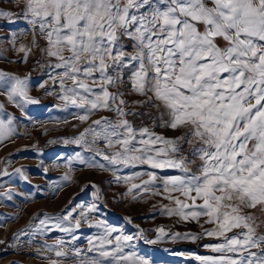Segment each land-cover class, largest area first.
<instances>
[{"label": "snow or ice", "instance_id": "6c2138e0", "mask_svg": "<svg viewBox=\"0 0 264 264\" xmlns=\"http://www.w3.org/2000/svg\"><path fill=\"white\" fill-rule=\"evenodd\" d=\"M22 15L46 39L47 55L58 61L54 67L63 69L59 99L82 110L79 120L100 109L118 117L134 115L123 110V100L110 107L122 93L112 94L108 88L122 82L127 69L132 91L164 110L162 127L188 129L185 136L172 140L147 127L135 128L127 119L113 123L102 117L73 142L80 144L90 135L93 143L103 141L107 148H116L111 154L96 153L111 166L146 164L181 171L183 175L164 180L166 192L184 197L174 199L176 207L167 209L168 215L184 220L207 217L206 223L216 227L203 235L223 237L205 245L216 255L196 256L199 264H264V235L253 227L254 216L242 214L244 208L264 210V0H26ZM122 37L134 42L135 54L127 59ZM65 80L72 86L65 87ZM90 83L99 84V90ZM0 89L17 107L37 103L27 95L26 79L0 73ZM12 122L11 116L0 119V141L14 134ZM181 142L191 145V154L200 161L196 173L186 157L177 158ZM89 166L112 170L93 162ZM148 176L145 191L156 179L151 172ZM94 211L95 205L87 209ZM81 215L87 218L83 209ZM69 216L70 212L63 219ZM94 226L103 229L95 238L98 243L90 238L86 251L71 249L82 258L80 264H150L135 252H125L133 236L116 235L113 245L110 237L118 230L103 221ZM234 229L240 231L229 235ZM156 232V240L148 243L166 235L162 228ZM64 244L58 240L45 250L65 257Z\"/></svg>", "mask_w": 264, "mask_h": 264}, {"label": "rangeland", "instance_id": "374dc122", "mask_svg": "<svg viewBox=\"0 0 264 264\" xmlns=\"http://www.w3.org/2000/svg\"><path fill=\"white\" fill-rule=\"evenodd\" d=\"M25 4L26 0H0V12L10 13L8 17L0 16V73L26 79L27 95L37 101L33 104L18 101L23 103L20 108L0 89V119L11 116L15 129L13 135L0 141V242L10 245L0 255L2 264H51L53 260H58L59 264H80L82 258H77L71 249L86 251L90 238L98 243L95 238L103 232L102 228L94 226L98 221L118 230L110 237L113 245L116 235L133 236L131 247L125 248V252H135L150 264H199L196 256L216 255L205 245L216 244L223 237L203 235L216 227L206 223L207 217L184 220L166 211L176 207L175 198L184 200L179 192L164 190V180L183 175L181 171L152 169L146 164L111 166L96 153L111 154L116 148H107L103 141L93 143L90 135L80 144L73 142L86 128L94 127L93 121L102 117L113 123L127 119L135 128L147 127L156 135L172 140L185 136L188 129L162 127L164 110L149 103L148 96L132 91L127 69L123 70L122 82L108 88L112 94L122 93L110 107L115 108L123 100V110L134 115L118 117L114 111L100 109L85 121L79 120L77 117L82 110L59 99V73L63 69L54 67L58 61L47 55L46 39L22 15ZM120 43L126 59L135 54L133 41L122 37ZM218 43L224 46L222 40ZM64 86L71 87L72 82L65 80ZM89 87L99 90L100 86L90 83ZM163 119H168L166 114ZM196 144L199 146L198 142ZM191 150V145L181 142L177 158L186 157L189 169L196 173L200 161ZM89 162L104 164L112 170L90 167ZM149 172L156 179L145 191L143 182L149 179ZM134 184L142 187L133 188ZM92 205L98 211L87 212ZM82 209L87 213L86 219L81 215ZM69 212L71 216L63 219ZM242 214L254 216L253 227L257 234L264 235V210L259 206L244 208ZM41 220L45 223L41 224ZM77 220H80L79 227ZM58 224L71 228V233L61 231ZM161 228L166 235L156 243H148L156 240V229ZM237 231L240 230L234 229L229 235ZM175 234L200 238L174 240ZM58 240L65 242V257L57 258L54 251L45 250Z\"/></svg>", "mask_w": 264, "mask_h": 264}, {"label": "built area", "instance_id": "2783aa9c", "mask_svg": "<svg viewBox=\"0 0 264 264\" xmlns=\"http://www.w3.org/2000/svg\"><path fill=\"white\" fill-rule=\"evenodd\" d=\"M10 248L9 243H2L0 242V255L4 254Z\"/></svg>", "mask_w": 264, "mask_h": 264}, {"label": "crops", "instance_id": "0c3cea01", "mask_svg": "<svg viewBox=\"0 0 264 264\" xmlns=\"http://www.w3.org/2000/svg\"><path fill=\"white\" fill-rule=\"evenodd\" d=\"M0 194H2V188H0ZM1 233H2V231H1ZM0 264H2V258L0 259Z\"/></svg>", "mask_w": 264, "mask_h": 264}]
</instances>
